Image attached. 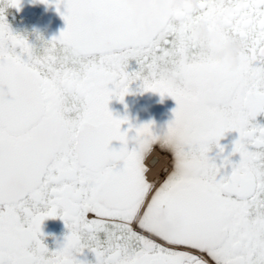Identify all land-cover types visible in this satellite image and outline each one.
Masks as SVG:
<instances>
[{
    "label": "snow or ice",
    "instance_id": "1",
    "mask_svg": "<svg viewBox=\"0 0 264 264\" xmlns=\"http://www.w3.org/2000/svg\"><path fill=\"white\" fill-rule=\"evenodd\" d=\"M40 2L55 4L66 26L35 44L6 19L21 0H0V264H93L78 259L85 250L94 264H264V0H199L151 33L126 0ZM217 16L227 29L217 41L244 42L238 68L193 35L200 21L216 28ZM134 82L175 100L166 126L113 115L110 101L123 103ZM50 122L69 148L26 140L34 123ZM154 145L172 155L162 181L144 164ZM156 208L171 231L149 224ZM56 217L67 232L50 250L42 224Z\"/></svg>",
    "mask_w": 264,
    "mask_h": 264
},
{
    "label": "flooded vegetation",
    "instance_id": "2",
    "mask_svg": "<svg viewBox=\"0 0 264 264\" xmlns=\"http://www.w3.org/2000/svg\"><path fill=\"white\" fill-rule=\"evenodd\" d=\"M193 11H197L190 6L187 7ZM6 19L10 27L14 32H19L26 35L30 42L40 44L41 41L37 39L38 36H42L44 39H50L54 35L51 31V25L45 21L43 6L38 0H21L19 9L15 7H9L5 10ZM201 22V21H200ZM198 22V23H200ZM196 23V24H198ZM194 24V25H196ZM210 35L207 37L208 49L218 51L220 44L217 43V26L216 28L207 25ZM199 42V38L196 37ZM227 38L223 40L226 42ZM201 45V44H200ZM202 46V45H201ZM203 47V46H202ZM137 67L134 60L129 62V70ZM138 83L134 82L130 87L133 89L129 94L124 97V102L121 103L117 99H113L109 103V108L115 116L127 115L131 121L136 124H142L148 121H154L157 129L166 126L167 122L173 116V109L176 107L175 100L168 95L163 98L159 93L151 91L141 92L138 90ZM256 121L260 124H264V113L259 114L256 117ZM126 128L127 125H122ZM131 135V133H130ZM238 133L231 131L225 134L221 138L220 143L225 146V154L231 151L233 141L237 138ZM112 146L119 147V141H113ZM131 147V142L129 143ZM218 149L213 148L209 153L210 156H215ZM232 159L238 160L239 154H235ZM172 155L170 152L160 148L159 145H154L150 153L146 155L144 164L148 168L147 176L149 180L158 179L162 181L166 178L167 174L172 170ZM157 212L160 216V223L166 222L167 213L164 209L156 208L151 213ZM150 213V214H151ZM42 231L44 236L42 237L44 243L50 250H54L61 246L63 238L67 229L62 219L59 217L48 218L44 220L42 224ZM207 259V257H205ZM78 259L85 262L92 261L94 264L95 257L91 252L85 250L83 254H78ZM209 264H212L209 261Z\"/></svg>",
    "mask_w": 264,
    "mask_h": 264
},
{
    "label": "clouds",
    "instance_id": "3",
    "mask_svg": "<svg viewBox=\"0 0 264 264\" xmlns=\"http://www.w3.org/2000/svg\"><path fill=\"white\" fill-rule=\"evenodd\" d=\"M126 3L132 8L129 15L135 25L141 31L147 33L159 31V18L162 16L171 15L175 11L186 9L189 6L195 10L200 8L199 0H126ZM215 23L217 32L227 31L223 16H217ZM207 25V21H201L193 25L192 28L193 35L199 38V43L205 49H208L207 37L210 35ZM217 43L220 44V48L218 51L212 52L213 59L220 62L227 60L231 63L233 69L238 68L241 62L244 42L234 36H229L226 42L217 41ZM166 74L168 79L173 81L176 79L175 73L170 69H166ZM53 103L60 102L54 99ZM24 135L29 142L57 151L65 150L72 144V138L66 134L63 126H57L53 122L47 125L34 123L30 129L25 131ZM160 219L159 214L154 211L150 214L149 224H160L164 231H171L174 225L167 222L161 224Z\"/></svg>",
    "mask_w": 264,
    "mask_h": 264
},
{
    "label": "water",
    "instance_id": "4",
    "mask_svg": "<svg viewBox=\"0 0 264 264\" xmlns=\"http://www.w3.org/2000/svg\"><path fill=\"white\" fill-rule=\"evenodd\" d=\"M38 2L43 6L44 18L45 21L51 25L52 34L54 36L58 35L61 29H63L66 25L64 19L62 18L60 13L56 10L55 4H45L40 2V0H38ZM127 6L131 12L132 11L131 6L128 4ZM62 10H63V6H61V11Z\"/></svg>",
    "mask_w": 264,
    "mask_h": 264
}]
</instances>
